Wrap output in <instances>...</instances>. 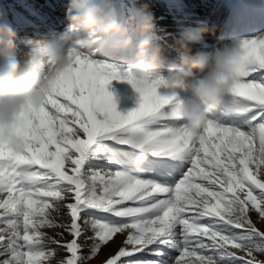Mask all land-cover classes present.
Returning <instances> with one entry per match:
<instances>
[{
    "label": "snow or ice",
    "instance_id": "snow-or-ice-1",
    "mask_svg": "<svg viewBox=\"0 0 264 264\" xmlns=\"http://www.w3.org/2000/svg\"><path fill=\"white\" fill-rule=\"evenodd\" d=\"M240 48L252 70L196 132L170 116L180 97L162 79L80 56L57 73L20 118L25 150L0 144V264H87L118 234L102 264H264V34ZM113 80L134 108L117 111Z\"/></svg>",
    "mask_w": 264,
    "mask_h": 264
},
{
    "label": "clouds",
    "instance_id": "clouds-1",
    "mask_svg": "<svg viewBox=\"0 0 264 264\" xmlns=\"http://www.w3.org/2000/svg\"><path fill=\"white\" fill-rule=\"evenodd\" d=\"M69 13L67 30L51 40L33 41L23 64L13 54L16 32L0 22V144L14 152L25 150L20 118L29 107L43 103L48 82L70 67L77 56L91 58L109 38H114L111 52L131 55L130 63L115 65L128 72L132 80L140 83L162 79L170 92L186 94L169 114L183 118L192 132L207 124L210 111L220 106L223 95L252 70L243 58L240 40H218L207 49L193 52L190 44L209 31L201 25L195 31L186 30L183 38L175 41L182 55L162 72L161 49L149 35L154 24L146 7L121 19L111 0H72ZM133 36L139 37L135 43ZM125 135L133 144H139L146 130L130 127ZM145 158L146 153L139 152L136 162L142 163ZM258 223L264 225V219L258 218Z\"/></svg>",
    "mask_w": 264,
    "mask_h": 264
},
{
    "label": "bare ground",
    "instance_id": "bare-ground-1",
    "mask_svg": "<svg viewBox=\"0 0 264 264\" xmlns=\"http://www.w3.org/2000/svg\"><path fill=\"white\" fill-rule=\"evenodd\" d=\"M134 1L139 3L134 4ZM116 3L121 13L124 12L123 19L131 12L146 7L153 17L154 27H158L166 17H174L175 22H178L177 17L184 20L186 27L180 29L178 33L170 34L168 31L170 26L163 29L167 34L162 37L169 42H173L175 37L183 38L186 30L195 31L201 25L207 27L209 31L199 36H202L201 39L211 45L218 40L231 42L264 34V17L247 24L236 22L232 24L230 20L219 21L216 19L218 11L215 10L218 5L211 7L213 4L210 0H122V3L117 0ZM71 4L72 0H0V22L10 26L17 34L13 54L15 55L17 50L23 55L29 54L33 41L37 39L51 40L66 31L68 28L67 15L70 14ZM134 5H137L139 9H136ZM112 40L101 45L91 59L112 64L130 63V54H118L109 50ZM168 48H170L169 45ZM32 63L34 66L36 65L35 60ZM169 64L170 62L160 60V71L166 72ZM40 67L43 68V66ZM107 90L113 96L118 97L129 110L138 103L139 93L125 80L111 81ZM158 91L166 94L168 89L161 88ZM177 94L180 98L186 95L180 92Z\"/></svg>",
    "mask_w": 264,
    "mask_h": 264
},
{
    "label": "rangeland",
    "instance_id": "rangeland-1",
    "mask_svg": "<svg viewBox=\"0 0 264 264\" xmlns=\"http://www.w3.org/2000/svg\"><path fill=\"white\" fill-rule=\"evenodd\" d=\"M116 1H111L113 5L117 8L119 16L121 19H123V14L116 6ZM232 1V2H230ZM122 3V0H120ZM210 2L213 4L211 7H215L216 5L220 6L219 8L215 7V10L218 11L216 14L217 20H223V22L226 20H230L232 24L236 23H242L247 24L251 23L253 21L260 20L264 17V0H210ZM138 1H134V4H138ZM136 9H139L137 5H134ZM174 17H166L163 19L158 27H154L153 32L149 35L152 37V39L160 46L161 54H160V60L165 61L167 63L178 60L182 53L174 46L175 41L179 40V38L175 37L173 42H169L167 39H163V35H166L163 31V29L167 26H170L168 28V31L170 34L178 33L180 29L185 28L186 25H184V20H181L177 17L178 22H175ZM159 22V21H158ZM155 30V31H154ZM160 36V37H159ZM202 37V36H201ZM200 36H198V39L195 43L190 44V47L193 49V52L200 49H207L211 46L210 43L203 41ZM203 38V37H202ZM113 38H109L108 41L112 40ZM139 39L137 36H133L134 43ZM182 39V38H181ZM227 40V39H226ZM106 41V42H108ZM168 45L170 48H168ZM28 54L23 55L19 50L16 51L15 57L23 64L25 59L27 58ZM118 61V60H117ZM114 103L116 104L117 111L120 112H127L129 109L126 107V105L122 104L120 99L116 96H113ZM121 103V104H120ZM252 218L254 222H257L258 227H264V225L258 223V216L255 212L252 213ZM49 233L51 236H56L57 229H44ZM59 239L60 237H56ZM65 238L70 239V235L65 233ZM123 239L121 235H117L115 238V242H110L108 245L104 246L99 254L89 260L87 264H102V262L108 258L109 255L114 254V252L118 249L120 241ZM88 243V242H85ZM67 253L64 249H60L57 253V259H62ZM258 258L264 260V256H261L259 254Z\"/></svg>",
    "mask_w": 264,
    "mask_h": 264
}]
</instances>
